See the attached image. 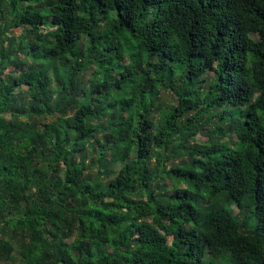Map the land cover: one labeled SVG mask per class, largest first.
Returning a JSON list of instances; mask_svg holds the SVG:
<instances>
[{
	"label": "trees",
	"instance_id": "obj_1",
	"mask_svg": "<svg viewBox=\"0 0 264 264\" xmlns=\"http://www.w3.org/2000/svg\"><path fill=\"white\" fill-rule=\"evenodd\" d=\"M0 264H264V0H0Z\"/></svg>",
	"mask_w": 264,
	"mask_h": 264
},
{
	"label": "rangeland",
	"instance_id": "obj_2",
	"mask_svg": "<svg viewBox=\"0 0 264 264\" xmlns=\"http://www.w3.org/2000/svg\"><path fill=\"white\" fill-rule=\"evenodd\" d=\"M18 33H19V32H18ZM19 38H20V36L17 37V39H19ZM173 102H174V100H173L172 98H171V99H168V98H167L165 104H170V103H173ZM200 138H201V137H200V135H199L198 138H197V140H200ZM250 225H251L252 228H254V226H255V221H251V222H250Z\"/></svg>",
	"mask_w": 264,
	"mask_h": 264
}]
</instances>
